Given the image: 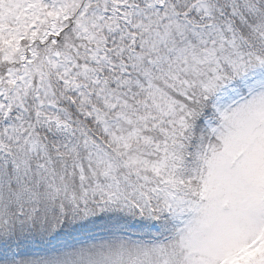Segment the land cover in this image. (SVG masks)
I'll use <instances>...</instances> for the list:
<instances>
[{
	"label": "snow or ice",
	"instance_id": "snow-or-ice-1",
	"mask_svg": "<svg viewBox=\"0 0 264 264\" xmlns=\"http://www.w3.org/2000/svg\"><path fill=\"white\" fill-rule=\"evenodd\" d=\"M0 264H264V0H0Z\"/></svg>",
	"mask_w": 264,
	"mask_h": 264
}]
</instances>
